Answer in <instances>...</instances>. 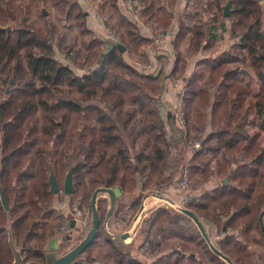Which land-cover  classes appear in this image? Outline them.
<instances>
[{
	"label": "trees",
	"instance_id": "obj_1",
	"mask_svg": "<svg viewBox=\"0 0 264 264\" xmlns=\"http://www.w3.org/2000/svg\"><path fill=\"white\" fill-rule=\"evenodd\" d=\"M21 1L0 0V87L8 84L10 88L9 94L0 93V190L10 207L6 210L0 198V264H14L15 251L21 253L26 264L54 263L55 258L46 250L55 227L51 222L56 214L51 208L55 197L51 193L52 174L60 182V177L72 169L75 196L83 199L81 191L88 181L93 188H118L127 195L139 186L136 176L140 173L146 180V190L173 185L176 167L185 160L188 165H182V170L187 166L191 175H202L201 182L210 181L214 173L220 180L218 186L195 193L186 208L197 215L211 242L231 262L211 250L191 218L167 207H159L143 221L145 242L141 247L148 243L159 248L152 260L126 251L129 245L122 238L116 242L106 237L109 257L116 264H256V251L250 243L264 242L263 6L257 0H217V7L231 3L232 14L226 16L230 26L223 23L222 27L229 34L233 52L224 50L220 55L200 58L190 74L188 57L183 56L180 45L188 41L196 54L210 47L211 37L195 15L179 13L178 32L172 40L175 65L170 76L179 72L186 88L187 123L178 131L190 149L172 156L170 150L175 144L173 138L169 143L165 139L170 124L166 122L167 113L162 114V95L170 77L162 67L154 73H142L127 60L125 50L131 44L138 52L151 40L140 33L134 19L121 12L122 0H101V7L115 22L126 49L121 50L113 41L90 38L83 42L85 54L71 58L75 65L56 57L61 47L54 39L55 25L42 13L41 25L22 21ZM141 1L148 5L144 15L166 12L162 5L166 0ZM167 1L169 5L175 3ZM48 2L76 21L83 35L94 34L79 0H42L41 5ZM19 20L18 26L9 27L11 21ZM170 23V19L165 22ZM110 44L114 46L108 49ZM158 49L160 57L164 52ZM246 63L256 80L254 96L251 86L238 76ZM100 104L111 108L120 121L132 112L128 108L143 117L141 130L153 142L146 164L143 152L132 156ZM251 110L256 114L257 130L243 136ZM134 115L131 113L126 121L127 127ZM197 142L200 148L195 147ZM164 144L170 150L163 148ZM235 153L242 163L232 166L235 161L230 156ZM215 160L216 170L211 167ZM141 200L138 196L130 205L135 214ZM97 204V233L82 251L89 256L107 214V200H98ZM157 230H170L161 247L153 239L158 236ZM170 237L179 240L173 247ZM80 262L74 259L69 264Z\"/></svg>",
	"mask_w": 264,
	"mask_h": 264
},
{
	"label": "rangeland",
	"instance_id": "obj_2",
	"mask_svg": "<svg viewBox=\"0 0 264 264\" xmlns=\"http://www.w3.org/2000/svg\"><path fill=\"white\" fill-rule=\"evenodd\" d=\"M262 1V2H261ZM42 0H22L20 4L23 8V19L22 21L27 22L30 25H36V24H43L42 18L40 17V13H42L51 24L55 25L54 30V39L57 43H59L61 50L57 51L56 57L59 59V61H64L65 63H71L76 64L75 61L71 60V58L75 57H81L85 54V50L83 47V42L85 40H88L90 38L92 39H100L96 34H86L83 35L78 27L76 25V21L73 19H68L66 15H62L59 10H57L54 5L51 2H48L47 4L41 5ZM99 4H101V0L98 1ZM217 0H189L186 2V6L183 9L187 13H192L195 15V19L197 21H200L204 28L206 33L210 34L211 40L209 41L210 47H208L205 52L206 58H210V56H217L220 55L224 50H227L228 52H233L229 46V34L227 31H224L222 24H226L227 26H230V21L227 20L226 16L232 14V7L231 4L229 6V9L227 8V4L230 1L225 2V4L221 5V7L216 6ZM257 2H261L260 4L263 6V31H264V0H257ZM212 3V5H210ZM80 4V3H79ZM81 5V4H80ZM169 8L171 11H168L169 13L173 12L174 16L172 17V20L174 22H177L178 13L177 10H174V8ZM26 7H29V14H26L25 11L28 10ZM81 7L84 9L85 7L81 5ZM85 10V9H84ZM104 15L106 19L107 25L111 27V29L115 32H117V27L115 26V22L110 19L109 15L106 13L105 9L102 8ZM86 11V10H85ZM229 11L228 14H225V12ZM169 16L165 12L163 15L160 16L161 19H158L157 21L159 27H163L165 22ZM154 22V21H153ZM157 22H155L156 24ZM20 24L19 21H11L9 27H15ZM88 26V24H87ZM89 28V27H88ZM119 35V34H118ZM101 40V39H100ZM187 42H183L180 45L181 52L183 56L188 57L189 60H193L196 55H201V53H194V51L187 46ZM228 47L226 48V46ZM125 47V46H124ZM103 48L106 49L107 46L103 45ZM126 49V47H125ZM204 50V49H203ZM70 52H73L70 53ZM126 58L131 63V60L137 56L138 52H135L132 49V44L125 50ZM193 55H192V54ZM235 54V53H233ZM72 55V56H70ZM140 55V54H139ZM191 55V56H190ZM190 57V58H189ZM158 70L162 67L164 68L165 74L169 76V81L173 78H182L181 74L179 72H176L172 77L170 76V73L174 69V60L169 57V54L161 55L160 57H157ZM244 69L242 73H240L238 76L243 79V81L246 84H249L251 88H255L257 90L256 80L254 79V72L251 66L246 63L244 65ZM156 70V69H155ZM154 70V72H155ZM187 71H191L190 69H187ZM194 71V69H193ZM153 72V73H154ZM171 83V82H170ZM167 80L165 82L166 86L170 84ZM172 85V84H171ZM184 85L183 83L181 84ZM174 86V85H173ZM175 87V86H174ZM176 88V87H175ZM10 89L8 84H3L0 87V93L2 94H9L7 90ZM177 99H173L174 103H177ZM103 108H105L108 113L110 114L113 124L117 129V136H119L124 144L131 150L132 156L137 155V153L143 152L145 154L149 152L150 147H147L145 145V138L144 135L145 132L141 130L143 127V117L136 113L134 109H129L128 111L130 114L127 115V119L124 121L119 120V116L116 115L115 112H112L111 108L105 107L102 104H100ZM127 108H125L126 110ZM135 112V115L133 119H131L128 127L126 126V121L130 119L131 113ZM142 121V122H141ZM139 128V129H138ZM136 130H139L136 132ZM140 132V133H139ZM195 135V133H194ZM172 137H169L168 139L165 136V139L167 143L168 141H171ZM262 140L264 142V134L262 135ZM198 143V142H197ZM163 148L169 149L167 145H163ZM172 151L171 155L176 156L175 154L178 152L180 156L182 154H186L188 152L187 148L188 146H185V144L178 145L177 147L171 146ZM146 149V150H145ZM190 149V148H189ZM189 155V154H188ZM179 160V157H178ZM146 161V160H144ZM143 161V163H145ZM148 162V161H147ZM146 162V163H147ZM186 165L187 162L181 161L179 162V165L177 168V177L175 178V183L173 184V188L171 192H169L171 195L168 196V193L166 192V189L168 188H155V187H149V190H146L143 187L144 182L146 181L142 174H137V180L139 181V186L136 188V190L132 191L131 193H127V195L123 194L120 196H116L114 193V190H107L105 188H93L92 184H89L90 181L89 177L86 178L88 183H85V190L83 189L81 191V194L84 195V199L80 195H76L75 193L73 195H67L63 191V186L66 180L67 173L62 175L60 177V190L58 193L55 194L53 204H52V210L56 212L54 214L53 218L51 219V222L53 223L54 230L51 234V236L48 238L46 242V250L48 252H51L53 248H51L50 244L52 243L54 238H61L63 247L60 248V253L57 252L58 257H55L54 262H57L61 260L62 258L68 256L70 253L76 252V258L75 260L81 261L82 264H116L114 262V259L110 258V248L105 244V238L108 237L111 240H115L118 242V240L123 236L127 235L125 239H123L125 244H128L126 251H130L132 255L140 257L142 260H144L145 257H147L149 260H152L151 258L152 254H154L155 251H158L157 247H152L148 243L141 245L145 242V236L142 234V227H143V221L145 218L155 210H157L159 207H169V205L163 200V198H172L173 200L178 199V194L174 191L175 185L182 179L184 176H188V178L191 181L192 184V190L194 193L198 194L199 192L211 189L218 180V184L220 183V180L217 178H213L210 181L201 182V175H191L190 169L187 168L186 170H182V165ZM188 165V164H187ZM139 168V165H136V168ZM170 174H168L169 176ZM211 182H214L213 184ZM174 191V192H172ZM96 194L98 199L95 202V206L97 207V201L98 200H107L108 206H107V214L104 221V226L102 225L100 229V236L98 237L96 243L92 246L90 256L87 254V252H79V248L82 246V244L86 243L91 237L93 233V228L95 226L94 218H93V210H92V200L93 196ZM90 195V196H89ZM141 196V206L138 209L137 214L134 212V210L130 207L132 201L134 198ZM128 198V200H127ZM145 204V206H144ZM187 205H185L186 207ZM78 207L80 209H85V213L83 215L77 214ZM172 209V208H171ZM175 210V209H172ZM182 213V212H181ZM60 216V217H58ZM75 220L76 223H74L72 226L73 229L70 228V220ZM158 236L153 237L154 240L157 242H160V247L165 242V236H167L170 233V230H166L164 232H159L157 230ZM50 234V232H49ZM121 236V237H120ZM179 240L177 238L170 237L169 243L170 246L173 247L178 243ZM158 245V244H157ZM50 250V251H49ZM55 253V252H54ZM146 255V256H145ZM145 258V259H147ZM227 262V261H226ZM228 263V262H227ZM255 263H256V257H255ZM147 264V263H146Z\"/></svg>",
	"mask_w": 264,
	"mask_h": 264
},
{
	"label": "crops",
	"instance_id": "obj_3",
	"mask_svg": "<svg viewBox=\"0 0 264 264\" xmlns=\"http://www.w3.org/2000/svg\"><path fill=\"white\" fill-rule=\"evenodd\" d=\"M98 1L99 0H79L80 4L85 7L84 9L87 12V24H88L89 29L94 34H96L101 40L106 41V42H110V40L108 38V34H107V28H111V27L109 25H107L106 19H105L104 15L102 14V12H103L102 7H101L102 1H101V4H99ZM187 1H189V0H175V3L171 5V7L174 8V10H177L178 16H179V13H187V12H185L183 10L185 8L184 6H186V2ZM162 5L166 8V13L169 16L168 18L171 20V23L169 25H164L163 27H159L158 26L159 22L157 20L161 19L160 16L164 14V12H161V11H156L155 14L152 13V14H149V15H144L143 19L141 21H139L137 24L139 25L140 33L144 37L150 39L151 42H152V37L155 35V33L158 30L163 29L166 32H168L170 34V43L162 51L164 52L163 55L168 53L169 57L174 60L175 56H176V51H175V48L173 46L172 40L175 37V35L177 34V32H178L179 22H178V20H177V22H174L172 20V17L174 16L173 12L172 13L168 12V11H171L169 6H167V5H169V1L166 0L165 2L162 3ZM119 6H120V9H121V12L125 16H127V17L130 16L131 19H133L132 15L126 9L125 0H122L120 2ZM146 6H148V5L146 4ZM155 22H157V23L155 24ZM151 42L148 43V44L142 45V47L140 48L139 53L137 55L141 54V56L149 58L153 62V64L155 66H157L158 65L157 64L158 63L157 57L159 55H157V53H156L157 52V50H156L157 48H154V46L152 45ZM231 42H233V41H231ZM187 46H189V44H187ZM227 47H228V45L226 46V48ZM158 50H160V49H158ZM205 50H203V48H202L197 53L205 52ZM196 56H197V58L195 57L193 60H189V62H188V64H189L188 65V69H190L191 71H193V69H195V64H196L197 60H199L200 58H205L206 54L205 53H201V55H199V56L196 55ZM191 71H188V73L190 74ZM168 82L170 83V81H168ZM256 91L257 90H255V88H251V96H254ZM178 95H179V89L175 88L173 85H171V83L168 84L165 87L164 93L162 95V106H163L162 107V114H164V113L166 114L168 112V110L174 106L175 103L173 102V99L174 98L177 99ZM102 105L107 107L105 104H102ZM246 106H248V104H246ZM255 117H256L255 111L251 110L250 114L245 119L246 133H244L243 136L251 135L257 130L256 124H254V123H257V120H255ZM137 131H139V130H136V132ZM209 132H210V127L207 130V134ZM263 134H264V132L262 133V135ZM141 135H144V138L146 139L145 140V145L147 147H150L149 152L146 153V151H145V154L143 156L144 160H146V161H144L145 162L144 164H146L147 158L152 153L151 148H152L153 142H152L151 138L146 133L145 134H141ZM262 135H261V139H262ZM182 138L183 137L181 136V134H180V132L178 130L174 131L173 141H174L175 147H177L178 145L183 144V139ZM137 154H139V153H137ZM230 157H231L232 160L235 161V163H233L232 166H235V164L239 163V162L242 163V159L239 157L238 153H235V155L233 154ZM211 167L214 170H216V168H217L216 160L213 163H211ZM214 177L217 178L216 173H214V174H212L210 176V180H212ZM211 183L213 184L214 182H211ZM172 186L173 185L171 184L168 188L166 187L167 188L166 192L168 193V196L171 195L169 192H171V190L173 188ZM216 186H218V180H216V182L214 183L212 188H214ZM172 192H174V191H172ZM114 193H115L116 196L122 195V192L118 188L114 189ZM97 199H98V197H97ZM75 223H76V221H75ZM263 226H264V217H263ZM214 233H215V230L212 229V233L211 234L214 235ZM216 238L218 239L219 237H216ZM250 245L256 251V255H255L256 264H264V242L262 243V241H261V244H258L256 242H252V243H250ZM50 246H51V248H53V250L55 252L54 253L53 251H51L50 252L51 256L52 257H54V255H55V257L60 256V255L57 254V252L60 253L61 251H59V250H60L61 247H63L62 239L61 238H54L52 243L50 244Z\"/></svg>",
	"mask_w": 264,
	"mask_h": 264
},
{
	"label": "built area",
	"instance_id": "obj_4",
	"mask_svg": "<svg viewBox=\"0 0 264 264\" xmlns=\"http://www.w3.org/2000/svg\"><path fill=\"white\" fill-rule=\"evenodd\" d=\"M125 3L126 9L132 15L134 21L137 23L141 21L144 17L143 11L146 8L145 3L141 0H125ZM107 34L110 41L121 43V39L118 33L113 31L111 28H107ZM151 43L154 48H159L163 50L170 43V34L165 30L160 29L152 37ZM131 63L142 73H153L156 69V66L153 64V62L149 58L141 56V54L133 58V60H131ZM170 82L172 85L179 89V95L177 96V103H175L174 106L167 112L166 122L170 124L166 132L167 139L173 136L174 131L178 130V128H183L187 123L185 111L186 102L183 96L186 88L185 85H181L182 83L184 84V81L182 78H173ZM195 147L200 148L199 143H196ZM174 191L178 194V199L173 200L172 198L168 197L165 199L163 198V200L172 209L182 212V209L186 208L185 205L191 202L194 199L195 195L192 190V184L188 176H184V178H182L175 185ZM78 209L79 210L77 214L83 215V213H85V209H80V207H78Z\"/></svg>",
	"mask_w": 264,
	"mask_h": 264
},
{
	"label": "water",
	"instance_id": "obj_5",
	"mask_svg": "<svg viewBox=\"0 0 264 264\" xmlns=\"http://www.w3.org/2000/svg\"><path fill=\"white\" fill-rule=\"evenodd\" d=\"M230 2H228L227 4V8L229 9L230 6ZM229 11L225 12V14H228ZM114 43V45L118 46L121 50H125V47L121 44V43H117V42H112ZM113 44H110L108 49L112 48V46H114ZM108 50L105 51V53ZM12 83V82H11ZM7 92H10V89L7 90ZM174 126V125H173ZM50 182H51V193L56 194L59 192L60 190V186H59V182L57 180V178L55 177L54 174L51 175L50 177ZM108 190V189H107ZM64 193L67 195H73L75 193V186H74V178H73V170L70 169L69 172L67 173L66 176V180L64 183ZM0 198L2 200V203L5 207L6 210H10L9 204L3 194V192L0 190ZM97 200V196L96 194L93 196V200H92V210H93V218H94V223L95 226L93 228V233H92V237L84 244H82V246L79 248V252L83 251L84 248H86V246H88L90 244V242L93 240V238L96 236L97 233V228H98V216H97V210H96V206H95V202ZM182 213H184L186 216H188L189 218H191L194 223L196 224V226L198 227L199 231L201 232V234L203 235V237L205 238V240L207 241V243L209 244L211 250L218 255L220 258L224 259L225 261H227L228 263H230L231 261L225 257L218 249L217 247L211 242L208 233L203 225V223L200 221V219L197 217V215L192 212L191 210L184 208L182 209ZM75 223V220L72 221V225ZM127 237V235H123L121 238L125 239ZM15 255V262L14 264H26L24 263V259L23 256L21 255L20 252L15 251L14 253ZM76 252L75 253H70L68 256L62 258L61 260L54 262L52 264H69L72 260H74L76 258ZM81 263V262H80ZM82 264V263H81Z\"/></svg>",
	"mask_w": 264,
	"mask_h": 264
}]
</instances>
